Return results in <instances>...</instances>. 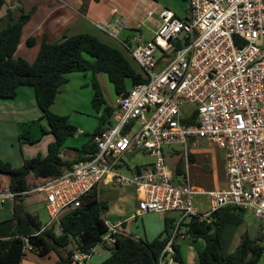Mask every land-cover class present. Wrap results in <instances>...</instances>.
I'll list each match as a JSON object with an SVG mask.
<instances>
[{
    "label": "built area",
    "instance_id": "built-area-1",
    "mask_svg": "<svg viewBox=\"0 0 264 264\" xmlns=\"http://www.w3.org/2000/svg\"><path fill=\"white\" fill-rule=\"evenodd\" d=\"M187 1L185 18L166 8L159 11L160 24L151 41L141 45L133 35L135 47L130 40L124 43L145 81L117 98L111 113L115 125L93 136L96 154L22 194H44L49 226L105 185L133 189L138 216L176 212L181 218L203 221L232 207L264 223V0ZM97 27L118 39L126 25L115 19ZM186 105H195L188 116L183 113ZM135 122L138 129L132 132ZM189 140H204L224 152L223 189L204 192L190 183ZM174 146L183 147L185 158L179 182L165 161V151ZM129 152H141L154 161L130 177L121 175L116 168ZM203 194L209 196V211L201 215L193 198ZM15 196L5 190L0 202L14 203ZM104 222L107 233L101 241L87 252L75 251L70 264H87L98 248H113L120 234L117 226ZM177 228L158 264H178L173 249Z\"/></svg>",
    "mask_w": 264,
    "mask_h": 264
},
{
    "label": "trees",
    "instance_id": "trees-1",
    "mask_svg": "<svg viewBox=\"0 0 264 264\" xmlns=\"http://www.w3.org/2000/svg\"><path fill=\"white\" fill-rule=\"evenodd\" d=\"M2 5L3 1L0 0V8ZM29 16V13H21L14 21L8 12L9 22L5 27H0V99L10 100L16 96L18 88L30 87L36 106L42 114L41 119L47 123L54 141L48 145L45 157L36 156L24 160L19 168L0 159V175L9 179L8 190L16 195L14 201L31 190L28 185L30 176L45 180L58 177L85 160V156L97 152L93 136L104 129L113 109L105 106L102 92L93 81L91 104L95 111L102 112L98 127L90 139L76 150L73 160L67 161L60 156L67 139L77 133L66 116L50 111L60 87L67 82L66 75L104 74L117 98L126 94L134 85L145 81L141 70L136 72L120 50L88 34L64 37L54 44L42 41L32 63L15 58L22 28ZM26 44L32 46L34 39L29 38ZM129 128L130 126L125 131ZM189 160L193 161L192 155H189ZM182 171L177 164L176 173L180 174ZM107 208V202L100 200L97 192H91L81 199L78 208L68 210L60 216L58 231L52 226L42 232L37 219L25 213V220L35 234L24 239L12 236L1 241L0 264H20L27 247L39 256L54 252L58 256L56 264H70L75 251H89L107 233L103 218ZM242 213V210L225 207L211 213L203 221L189 218L184 224L186 236L193 242L202 241L204 245L196 252L198 264H257L263 251L261 238L251 240L248 236H243L231 252H226L231 236L242 224ZM169 229L170 224L166 220L164 237L160 236L151 242L136 240L130 236H116V242L109 250L110 255L101 264H158L170 236ZM58 232L61 234L57 235ZM173 249L175 261L181 264L179 247L174 244Z\"/></svg>",
    "mask_w": 264,
    "mask_h": 264
},
{
    "label": "crops",
    "instance_id": "crops-1",
    "mask_svg": "<svg viewBox=\"0 0 264 264\" xmlns=\"http://www.w3.org/2000/svg\"><path fill=\"white\" fill-rule=\"evenodd\" d=\"M2 1L3 5L0 8L1 28L5 27L9 22L7 18L8 12L11 14L14 21L18 19L21 13L30 14L28 21L22 28L20 43L14 54L15 58H22L28 63H32L35 60L42 41L45 40L50 44H54L61 41L64 37H71L80 34L91 35L101 42L126 53L127 49L125 48L124 43H127L133 35H137L138 44L144 45L149 42H140V37L142 36V31L140 30L143 25L147 24L146 28L154 36V33L160 24L158 14L162 8L168 9L178 18H185L188 9L187 0ZM148 12H152L151 17H147ZM115 19L124 21L126 25V28L119 34L118 39H114L101 32L97 27V25H104ZM29 38L34 39V44L32 46L26 44V41ZM76 74L78 73L66 75L67 82L60 87L59 92L50 107V111L53 114L67 117V114L65 113L66 110H72L75 108L74 104L77 106L80 104L79 101L71 100L64 94L68 90H72L77 84V81L80 80V76H76ZM91 79L94 80L93 75ZM83 80H86V76H83ZM116 101L117 97L115 98L111 109L115 107ZM41 116L42 114L34 100L33 90L30 87L18 88L16 96L10 100L0 99V159L2 161L9 163L14 168H19L22 166L24 160L36 156L45 157L47 155L48 145L54 141V138L49 133L48 125L41 119ZM110 119L113 120L110 116L108 122L104 124V128L111 126ZM43 122L46 123V126H43ZM30 123H33V126L38 127V131L34 133L29 131V133H27L26 129L30 127ZM74 127L78 129V133H82V130L79 129V127L77 128L76 125ZM96 127H98V125ZM21 132H24L23 137L21 136ZM92 134L82 141L81 136L74 139V142L66 141L60 156L67 161L73 160L76 157V150L86 143ZM167 151H169L168 154H177V152L172 151V149H168ZM188 152L189 155L193 156V161L190 162L189 160L187 170H189L190 166L192 169H195L194 162L196 153L190 152L189 150ZM127 154H130V152L125 153L124 155ZM151 164L152 163L147 162L141 163L132 168H127L129 177L135 171H144L148 169ZM119 165L120 164H118L117 167H119ZM182 170L183 171L180 174L176 173V166L174 170H170L174 176L175 182L180 181L179 177L184 173L185 168H182ZM116 171L119 173L118 169ZM44 181L45 179H35L30 176L28 178V185L30 189H32L33 187L42 184ZM8 185L9 179L0 175V194L5 190H8ZM194 187L202 190L195 185ZM108 188L112 189L109 185L103 186L99 191V197H101V195L103 196V190ZM120 189H122V191L118 194V198L114 203L115 209L113 211V219L108 220L105 217L104 220L117 226L120 235L130 236L136 240L144 242H151L160 236L164 237L165 221L168 220L170 224V234L178 225L177 229L180 238L178 237L174 244L179 247L181 264H198L196 256L198 250L194 249V245H197L199 250H201L204 245H202V241L193 242L184 235V231H180V227L183 226L185 218H181L176 212H169L166 214L147 213L138 216L136 213L137 198L134 190L131 188ZM101 199L102 201L107 202L108 207L110 199L104 197ZM107 209L109 210V208ZM25 213L35 217L40 228L46 225L49 226V218L45 210L44 194L37 192L24 194L17 198L14 203L0 202V242L12 236L24 239L35 234V231L25 220ZM138 221L139 225L133 226L134 223L136 224ZM52 226H54L55 231L59 230L58 223H52L49 228ZM185 242L186 244H183ZM109 250L111 249L98 250L96 258L92 256L87 264H101L110 255ZM57 262L58 256L54 252H50L46 256H39L27 247L24 249V257L20 264H56Z\"/></svg>",
    "mask_w": 264,
    "mask_h": 264
},
{
    "label": "rangeland",
    "instance_id": "rangeland-1",
    "mask_svg": "<svg viewBox=\"0 0 264 264\" xmlns=\"http://www.w3.org/2000/svg\"><path fill=\"white\" fill-rule=\"evenodd\" d=\"M179 1V0H178ZM147 25V24H146ZM146 25L141 27L142 36L140 37V42L150 41L153 38V35L150 31L146 28ZM126 28V27H125ZM129 32V31H128ZM132 47H135V43L132 42L131 38L129 41ZM264 43V38H263ZM123 53V52H122ZM125 57L130 62L131 66L136 72H140L139 66L133 61L130 55L126 52L123 53ZM76 76H80V80L77 81V84L73 87L72 90H68L64 93L68 98L74 101H79V105L77 106L74 104V109L66 110V114L68 117L69 122L72 125H76L77 128L82 130V133H77L75 136L70 137L67 139V142H74V139H77L78 136H81V141L87 138L90 134H92L96 126L98 125V117L102 114L100 111L99 113L94 110L91 100L93 96V89H92V82L95 81L104 98L105 106L110 107L113 106L115 101V93L112 85L109 83L106 75L104 74H97L94 75V80L91 79L92 75L90 73L85 74H76ZM83 76H86V80H83ZM79 85V86H78ZM75 103V102H74ZM195 109V105H186L183 107V113L185 116H188L193 110ZM111 126L115 125V122L110 119ZM33 123H30L28 129H26L27 133L29 131L34 133L38 131V127L33 126ZM43 126H46V123L43 122ZM138 129V123H134L131 130L132 132ZM24 132H21V136L23 137ZM80 134V135H79ZM172 151H176L177 154L172 155L169 151H165V161L169 168V170H174L175 166L179 163V165L184 169L185 161L183 156V147L182 146H174L171 148ZM187 149L190 152L196 153L195 155V169H192L191 166L188 170V176L190 178L191 184L193 186L200 187L202 191L209 192L213 190H220L223 189L225 184V174H224V154L223 151L213 144H210L204 140H196V141H188ZM179 152V153H178ZM154 159L145 155L141 152H130V154L123 155L122 160L120 161L118 172L121 175H125L129 177V173L127 168H132L136 165L141 163H153ZM125 189V188H124ZM103 196L101 198H109L108 208L104 214L103 218H107L108 220L113 219L114 214V203L118 198V194L122 191V189H104ZM114 200V201H113ZM193 206L197 210V212L201 215L206 214L209 211V196L206 194L198 195L193 198ZM243 211V210H242ZM189 221V218H185L183 222V226L180 227V231H184L185 234V227ZM139 221L133 226H138ZM183 229V230H182ZM264 235V223L258 219H256L252 213L248 211H243L242 213V224L235 229L234 234L230 238V243L226 248V252H230L233 248L240 242L241 237L248 236L251 240H256L257 238H261ZM202 243V242H201ZM263 245V251L261 256L257 262V264H264V243L260 242ZM183 244H186L183 243ZM203 245V243H202ZM194 249L199 250L197 245H194ZM101 250V249H98ZM98 250L92 255L96 258L98 254ZM89 262V261H88Z\"/></svg>",
    "mask_w": 264,
    "mask_h": 264
},
{
    "label": "water",
    "instance_id": "water-1",
    "mask_svg": "<svg viewBox=\"0 0 264 264\" xmlns=\"http://www.w3.org/2000/svg\"><path fill=\"white\" fill-rule=\"evenodd\" d=\"M60 234H61V232H58V233H57V235H60Z\"/></svg>",
    "mask_w": 264,
    "mask_h": 264
}]
</instances>
